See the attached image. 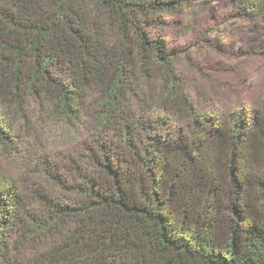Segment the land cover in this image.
<instances>
[{
	"label": "trees",
	"instance_id": "obj_1",
	"mask_svg": "<svg viewBox=\"0 0 264 264\" xmlns=\"http://www.w3.org/2000/svg\"><path fill=\"white\" fill-rule=\"evenodd\" d=\"M199 0H0V102L20 85L74 128L87 89L100 86L98 132L70 184L44 167L53 198L0 166V264H264V101L227 115L183 95L173 55L154 27ZM264 33V0L233 11ZM113 32L115 37L107 34ZM165 72L155 119L137 118L126 95L139 67ZM176 122L184 120L185 127ZM0 148L19 154L0 104ZM52 168V169H51ZM41 203L44 215L28 206Z\"/></svg>",
	"mask_w": 264,
	"mask_h": 264
},
{
	"label": "rangeland",
	"instance_id": "obj_2",
	"mask_svg": "<svg viewBox=\"0 0 264 264\" xmlns=\"http://www.w3.org/2000/svg\"><path fill=\"white\" fill-rule=\"evenodd\" d=\"M236 0H199L183 14L168 15L154 27L156 36L165 41L173 55L174 66L184 97L201 112L227 115L242 108L258 109L264 101V33L247 21L237 20L232 11ZM115 37L109 32L107 37ZM165 72L151 66L144 77L139 67L131 76L132 91L126 95L128 106L137 118L149 120L164 112L155 104L167 87ZM101 97L100 86L87 89L82 100V119L68 127L55 116L53 104L36 101L24 85L19 86L13 104L1 103L16 136L19 154L0 148V166L13 180L46 192L53 198L68 196L58 185L47 188L44 167L57 168L64 183L72 182V169L88 175L81 161L94 140L110 134L98 132L95 103ZM173 125L186 126L184 120ZM51 168V169H52ZM28 208L37 215L45 207L35 203ZM45 243L28 254L30 264H42ZM42 255V256H41Z\"/></svg>",
	"mask_w": 264,
	"mask_h": 264
}]
</instances>
